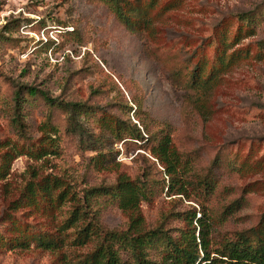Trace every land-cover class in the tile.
<instances>
[{
	"label": "rangeland",
	"instance_id": "obj_1",
	"mask_svg": "<svg viewBox=\"0 0 264 264\" xmlns=\"http://www.w3.org/2000/svg\"><path fill=\"white\" fill-rule=\"evenodd\" d=\"M126 4L137 9L135 15L148 12L150 29L131 32L100 0H0V143L11 148L18 137H27L57 149L40 160L24 155L12 163L0 180V221L33 176L65 175L83 190L112 186L121 176L143 180L145 173L154 172L140 143L116 142L98 124L102 110L137 121L127 108L137 109L133 98L150 127L165 128L192 163V202L158 192L141 205L145 229H155L163 216L191 207L217 218L244 196L246 207L225 223L212 225L211 240L217 247L256 226L264 214V0ZM240 16L251 22L254 32L243 28ZM240 27L241 41L228 52L239 51L237 61L209 91L191 87V72L206 61V77L218 44L223 38L233 41ZM24 87L46 92L56 105L30 98ZM18 91L25 102L17 110ZM63 103H79L86 113L72 119L58 107ZM74 121L76 129L69 126ZM102 155L104 166L96 168L92 159ZM205 176L217 185L207 200L198 196V181ZM99 209L106 228H128L130 215L116 204L104 200ZM18 218L54 229L41 216ZM186 226L174 217L166 220L167 229ZM0 264H55V258L35 250L0 249Z\"/></svg>",
	"mask_w": 264,
	"mask_h": 264
},
{
	"label": "trees",
	"instance_id": "obj_2",
	"mask_svg": "<svg viewBox=\"0 0 264 264\" xmlns=\"http://www.w3.org/2000/svg\"><path fill=\"white\" fill-rule=\"evenodd\" d=\"M100 1L131 32L141 33L150 29L152 20L148 12L143 14L138 9L135 15L137 9L127 5V0ZM238 19L245 22L243 28L254 32L251 22L241 16ZM238 30L233 41L223 38L218 44L206 77V61L199 63L191 72V87L209 91L214 80L237 61L240 52H228L241 41V27ZM175 75L179 78V74ZM3 80L4 84H9L8 80ZM113 82L119 89V85ZM24 89L30 98H42L51 106L56 105L46 92L34 87ZM15 99L18 110L25 97L23 99L18 91ZM132 100L137 109L127 108L137 121H123L102 110L98 113V124L109 131L116 142L140 143L139 148L149 154L146 160L154 172L145 173L143 180L121 176L112 186L83 190H79L75 181L65 175L49 174L41 179L33 176L21 188L19 198L9 204L0 221V249L51 254L55 264H264V214L256 226L237 233L217 247L212 244V225L225 223L246 207L244 196L228 205L217 218L211 219L204 209L198 213L191 207L185 213L163 216V222L155 229H145L141 205L153 201L158 192H166L169 197L181 196L192 202L189 195V187L193 186L190 180L192 163L176 149L165 128L154 131L150 127L141 106ZM58 107L69 113L72 119L86 113L79 103H63ZM18 120L16 118L14 122ZM69 126L76 129V121ZM18 144L9 148L7 144L0 143V180L8 176L12 163L20 156L40 160L57 154L54 146L36 143L27 137H18ZM103 157L92 159L96 168H103ZM198 187L200 199L207 200L215 195L217 185L214 179L205 176L198 181ZM104 200L116 204L123 213L130 215L126 230H110L103 225L99 208ZM197 203L204 208L200 200ZM20 216L47 218L54 229L45 230L40 225L19 219ZM171 217L186 222V228L178 231L167 229L166 220Z\"/></svg>",
	"mask_w": 264,
	"mask_h": 264
}]
</instances>
